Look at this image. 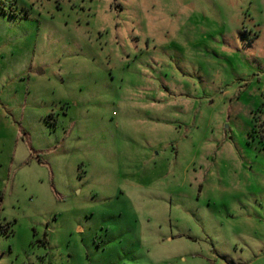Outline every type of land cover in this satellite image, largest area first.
Segmentation results:
<instances>
[{
  "label": "rangeland",
  "instance_id": "obj_1",
  "mask_svg": "<svg viewBox=\"0 0 264 264\" xmlns=\"http://www.w3.org/2000/svg\"><path fill=\"white\" fill-rule=\"evenodd\" d=\"M263 136L264 0H0V264H264Z\"/></svg>",
  "mask_w": 264,
  "mask_h": 264
},
{
  "label": "crops",
  "instance_id": "obj_2",
  "mask_svg": "<svg viewBox=\"0 0 264 264\" xmlns=\"http://www.w3.org/2000/svg\"><path fill=\"white\" fill-rule=\"evenodd\" d=\"M260 33H261L260 31H259V32H257V36H256V37H259V36H260Z\"/></svg>",
  "mask_w": 264,
  "mask_h": 264
},
{
  "label": "trees",
  "instance_id": "obj_3",
  "mask_svg": "<svg viewBox=\"0 0 264 264\" xmlns=\"http://www.w3.org/2000/svg\"><path fill=\"white\" fill-rule=\"evenodd\" d=\"M263 140H264V136H263Z\"/></svg>",
  "mask_w": 264,
  "mask_h": 264
}]
</instances>
